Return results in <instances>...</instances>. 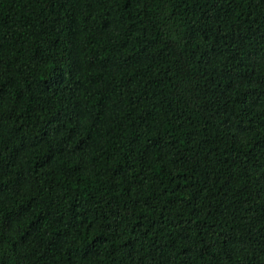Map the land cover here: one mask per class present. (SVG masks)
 I'll return each instance as SVG.
<instances>
[{
	"label": "trees",
	"instance_id": "16d2710c",
	"mask_svg": "<svg viewBox=\"0 0 264 264\" xmlns=\"http://www.w3.org/2000/svg\"><path fill=\"white\" fill-rule=\"evenodd\" d=\"M0 264H264V0H0Z\"/></svg>",
	"mask_w": 264,
	"mask_h": 264
}]
</instances>
